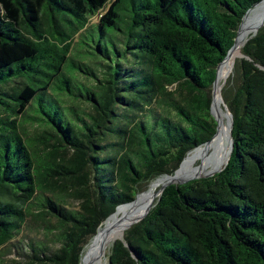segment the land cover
<instances>
[{"label": "trees", "instance_id": "obj_1", "mask_svg": "<svg viewBox=\"0 0 264 264\" xmlns=\"http://www.w3.org/2000/svg\"><path fill=\"white\" fill-rule=\"evenodd\" d=\"M258 1L0 0V68L19 62L0 86V248L15 263L82 264L118 206L213 137L217 67ZM241 52L222 89L228 164L166 186L108 264H264V26Z\"/></svg>", "mask_w": 264, "mask_h": 264}, {"label": "bare ground", "instance_id": "obj_2", "mask_svg": "<svg viewBox=\"0 0 264 264\" xmlns=\"http://www.w3.org/2000/svg\"><path fill=\"white\" fill-rule=\"evenodd\" d=\"M263 23L264 0L252 7L245 15L234 46L218 68L216 91L212 104L213 111L219 118L217 135L210 142L205 145H200L188 153L176 173L158 177L151 182L149 189L139 194L135 200L120 205L107 218L105 223L99 227V231L94 237L92 245L86 252L85 262L82 264H103L108 248L124 234L128 226H132L142 218L145 211L153 205L152 203L159 187L169 181L181 180L194 174L201 175L211 171V173L217 172L226 164L230 154V144L228 142L231 116L230 112L226 111L222 106V89L233 72L235 60L242 56V47L251 35L260 29ZM207 149H212V153L206 158H203V154ZM199 160L200 162H198Z\"/></svg>", "mask_w": 264, "mask_h": 264}, {"label": "rangeland", "instance_id": "obj_3", "mask_svg": "<svg viewBox=\"0 0 264 264\" xmlns=\"http://www.w3.org/2000/svg\"><path fill=\"white\" fill-rule=\"evenodd\" d=\"M254 7V6H253ZM96 19H93V21H95ZM264 26V23L261 25V27H263ZM260 27V28H261ZM18 65H19V62H16V63H14L13 65H11V66H6V67H2V68H0V86L1 87H4V88H7L8 90H11V87L14 85V84H16V82H17V79H15V76H14V74L16 73V72H18ZM228 81V80H227ZM227 83L228 82H226V84L224 85L225 87H226V85H227ZM5 98L6 99H8L9 101H11L12 103H15V101H14V99L11 97V95L10 94H7V95H5ZM54 104V103H53ZM42 105H44V107H48V104H46V103H43L42 102ZM55 106H57V104H54ZM223 106V105H222ZM226 110V109H225ZM226 111H228V110H226ZM25 129H26V131H27V134L31 137V138H35V137H38V134H42V132L44 131V127L42 126V125H40V123L38 122V121H28V122H26L25 123ZM212 153V149H207L205 152H204V154H203V158H206L208 155H210ZM198 162H200V160L198 161ZM212 172V171H211ZM211 172H208V173H211ZM207 173V172H206ZM200 174V173H199ZM194 175H197V174H194ZM193 176V175H192ZM156 180V179H155ZM152 181H154V180H152ZM151 181V182H152ZM151 182H149V183H142L141 184V186H140V191L137 193V195H136V197L135 198H137V196L139 195V194H141L142 192H145V191H147L148 189H149V187H150V185H151ZM162 187V186H161ZM161 187H159L158 189H157V192L159 191V189L161 188ZM157 192H156V194H155V198H154V201L158 198V196L160 195V194H157ZM154 201H153V203H154ZM129 203V202H128ZM152 203V204H153ZM150 207H152V205L150 206ZM149 207V208H150ZM148 208V209H149ZM147 209V210H148ZM117 210V209H116ZM146 210V211H147ZM139 222V221H138ZM105 223V222H104ZM103 223V224H104ZM137 223V222H136ZM131 227V226H130ZM129 227V228H130ZM128 228V229H129ZM125 232V231H124ZM18 238H20V237H18ZM93 238V237H92ZM91 238V239H92ZM89 240V242L85 245V247H84V250H83V256H82V258H83V262L82 263H84L85 262V259H86V257H85V255H86V252L88 251V249H89V247L92 245V243H93V240H94V238L92 239V240ZM117 240H120L119 238L117 239ZM90 243V244H89ZM12 245V244H11ZM10 248H11V246L10 245H8V246H4V247H2V248H0V264H19V263H15V258H16V256H15V254H14V252L13 251H10ZM109 250H110V247L108 248V250L106 251V255H105V257H104V261H103V264H108V257H107V255H108V253H109Z\"/></svg>", "mask_w": 264, "mask_h": 264}, {"label": "water", "instance_id": "obj_4", "mask_svg": "<svg viewBox=\"0 0 264 264\" xmlns=\"http://www.w3.org/2000/svg\"><path fill=\"white\" fill-rule=\"evenodd\" d=\"M262 0H260V1H258L257 3H255L254 5H252L247 11H246V13L244 14V16H243V18H242V20H241V22H240V25H239V27H238V30H237V34H236V37H235V40H234V44H235V42H236V38H237V35H238V33H239V30H240V28H241V25H242V22H243V20H244V17H245V15L252 9V7L253 6H255V5H257L259 2H261ZM258 31L259 30H257V31H255L252 35H251V37H253V36H255L257 33H258ZM234 44L232 45V47L234 46ZM231 47V48H232ZM231 48L229 49V51H228V53L230 52V50H231ZM228 53H227V55H228ZM227 55H226V57H227ZM245 55L244 54H242V56L241 57H244ZM225 57V58H226ZM240 57V58H241ZM224 58V59H225ZM224 60H222V62H223ZM221 62V63H222ZM220 63V64H221ZM220 64L218 65V67H217V71H216V78H215V80H214V82H213V88H212V99H211V106H210V112H211V114H212V116L215 118V120H216V122H217V125H216V132H215V134L213 135V137L210 139V140H208L207 142H205L204 144H206V143H208V142H210L211 140H213V138L217 135V132H218V127H219V118H218V116L216 115V113L213 111V107H212V104H213V101H214V97H215V91H216V81H217V73H218V68H219V66H220ZM222 96V95H221ZM222 105H223V108L224 109H226V110H228L229 112H230V116H231V127H230V132H229V144H230V154H229V157H228V160H227V162H226V164H225V166L228 164V162H229V159H230V157H231V154H232V152H233V149H234V139H233V134H232V127H233V116H232V113H231V111L229 110V108H228V106H227V103L225 102V100H224V98H223V96H222ZM182 163V162H181ZM181 165V164H180ZM224 166V167H225ZM180 167V166H179ZM224 167H222L221 169H219L217 172H220ZM177 171V170H176ZM176 171L174 172V173H176ZM217 172H213V173H206V174H201V175H193V176H190V177H186V178H184V179H181V180H174V181H169V182H167L165 185H163L160 189H159V191L157 192L158 194H161L162 192H163V190H164V188L166 187V186H168V185H170V184H184V183H186V182H189V181H191V180H193V179H200V178H207V177H211V176H213L215 173H217ZM138 197V196H137ZM136 199V198H135ZM134 199V200H135ZM119 207V206H118ZM117 207V208H118ZM150 211V210H149ZM149 213V212H148ZM147 213V214H148ZM146 214V215H147ZM145 215V216H146ZM144 216V217H145ZM142 220V219H141ZM135 224V223H134ZM98 231H99V229H98ZM98 231H97V233H98ZM96 233V234H97ZM95 234V235H96ZM94 235V236H95ZM93 236V237H94ZM93 239V238H92ZM91 239V240H92ZM119 239L120 240H124V234H122L120 237H119ZM90 244V243H89ZM82 260H83V258H82ZM81 263H82V261H81Z\"/></svg>", "mask_w": 264, "mask_h": 264}]
</instances>
